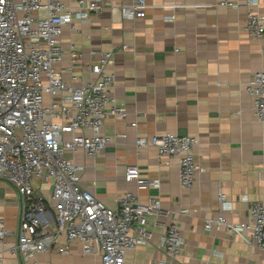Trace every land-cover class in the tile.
<instances>
[{"label": "crops", "instance_id": "0c3cea01", "mask_svg": "<svg viewBox=\"0 0 264 264\" xmlns=\"http://www.w3.org/2000/svg\"><path fill=\"white\" fill-rule=\"evenodd\" d=\"M134 1L102 0L100 14L64 27V57L56 68L71 64L75 45L81 53L77 78H65L82 85L92 78L91 52L114 50L110 70L116 81L110 95L113 104L127 111L123 118L106 120L103 133L111 141L96 158L84 149L66 156L83 167L81 185L108 207L117 209L127 192L142 204L158 202L156 213L148 215L150 238L127 251L125 264H264V250L252 242L249 231L230 234L224 225L204 226L206 219L220 215L246 223L251 203L264 202V125L247 91L251 77L264 71V35L255 39L245 30L251 7L247 0H146L150 7L144 18L125 17L120 7ZM255 9L264 14V4ZM165 133L197 139L194 152L205 172L191 188L180 183L177 158H159L153 147L137 148L138 137ZM129 165H137L143 177L159 180V185L140 189L127 182ZM35 192L49 200L51 184L36 179ZM19 210L17 190L0 180V229H6L0 257L5 264H26L9 252L17 240ZM175 219L186 244L172 258L161 239ZM66 244L63 233L37 261L103 264L99 252L85 254L78 241L67 244L68 253H59Z\"/></svg>", "mask_w": 264, "mask_h": 264}, {"label": "built area", "instance_id": "2783aa9c", "mask_svg": "<svg viewBox=\"0 0 264 264\" xmlns=\"http://www.w3.org/2000/svg\"><path fill=\"white\" fill-rule=\"evenodd\" d=\"M101 2L0 0V180L13 186L19 196L17 240L9 252L26 264H39L37 255L51 250L63 233L67 244L80 242L85 254L99 252L103 264H125L127 251L150 238L148 215L156 213L157 201L142 204L127 192L119 198V207L112 209L81 185L83 167L66 156L84 149L96 158L111 141L103 133L106 120L127 114L125 107L112 103L110 95L116 81L110 70L114 50L91 52L92 78L82 85L65 78V74L77 78L75 66L81 53L75 45H71V64L56 68L64 57V27L100 14ZM220 4L237 6L229 1ZM263 4L264 0H247L251 9L245 30L255 39L264 35V14L255 9ZM149 7L146 0H136L120 11L128 18H144ZM247 91L254 99L255 115L264 125V71L251 77ZM66 134L71 135L69 140L64 139ZM196 143V137L176 133L136 139L138 149L153 147L159 158L178 159L184 188H191L198 174L205 172L196 160ZM36 179L51 184L49 200L36 194ZM125 179L140 189L159 185V180L143 177L137 165L126 168ZM221 201L226 202L224 193ZM249 211L246 223L220 215L206 219L204 226L209 230L224 225L230 234L249 231L252 242L264 250V202H252ZM5 233L2 227V242ZM161 243L172 258L182 254L186 243L176 219ZM67 244L58 252L68 253ZM0 264H5L3 257Z\"/></svg>", "mask_w": 264, "mask_h": 264}]
</instances>
